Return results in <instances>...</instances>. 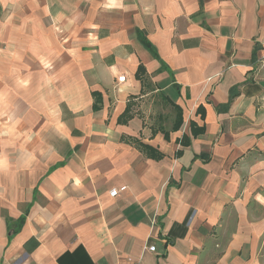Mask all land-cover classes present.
I'll use <instances>...</instances> for the list:
<instances>
[{
    "label": "crops",
    "instance_id": "1",
    "mask_svg": "<svg viewBox=\"0 0 264 264\" xmlns=\"http://www.w3.org/2000/svg\"><path fill=\"white\" fill-rule=\"evenodd\" d=\"M129 259L264 264V0H0V264Z\"/></svg>",
    "mask_w": 264,
    "mask_h": 264
},
{
    "label": "trees",
    "instance_id": "2",
    "mask_svg": "<svg viewBox=\"0 0 264 264\" xmlns=\"http://www.w3.org/2000/svg\"><path fill=\"white\" fill-rule=\"evenodd\" d=\"M143 41L156 54L154 48L149 44V42L145 38H143ZM162 68H163V70H167V68L164 64H162ZM144 74H145V69L142 65H140L138 68V71L136 73L137 79L142 80V77ZM93 96L95 98L94 111H99L102 107V97L99 93H96V92L93 93ZM170 103L176 112V119L174 121L172 131L177 132L181 129V127L184 123L183 110L178 105H176L175 102L170 101ZM198 112H201L202 119L204 120L205 110L202 106L199 107ZM132 117L133 116L130 112V104H129L127 109L125 110V112L120 116L118 122H119V124H127L128 121L130 119H132ZM191 133H192V137L197 138L200 135H203L205 133V128L199 127L196 123L191 122ZM164 135H165L166 139H169V133L168 132L165 131ZM132 142L135 145V147L137 149H139L140 151H142L148 158H151V159L157 160V161H159L163 158V155L157 149H155L149 145H145L142 142H140L139 140L133 139ZM180 143L184 146H189L191 144V137L184 136L183 139L180 141ZM25 220H26L25 216L21 217V219L17 222V227L15 228L13 235H16L17 233H19L21 227L25 223Z\"/></svg>",
    "mask_w": 264,
    "mask_h": 264
},
{
    "label": "built area",
    "instance_id": "3",
    "mask_svg": "<svg viewBox=\"0 0 264 264\" xmlns=\"http://www.w3.org/2000/svg\"><path fill=\"white\" fill-rule=\"evenodd\" d=\"M118 81L119 82H124L125 81V76H122V77L118 78ZM125 189H126V187L121 188V190H125ZM119 192H120V190L113 189L110 192V196L114 198V197L118 196ZM147 250L150 251V252H155L156 248L154 246H150ZM129 264H140V262L136 261V260H133V259H129Z\"/></svg>",
    "mask_w": 264,
    "mask_h": 264
}]
</instances>
